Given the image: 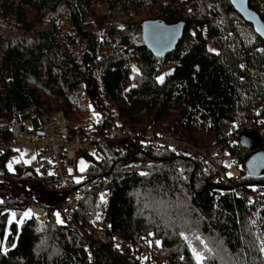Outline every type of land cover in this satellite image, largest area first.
Returning a JSON list of instances; mask_svg holds the SVG:
<instances>
[{"label": "trees", "instance_id": "1", "mask_svg": "<svg viewBox=\"0 0 264 264\" xmlns=\"http://www.w3.org/2000/svg\"><path fill=\"white\" fill-rule=\"evenodd\" d=\"M248 6L264 23V0ZM148 20L186 23L172 54L157 58L142 44L140 27ZM261 49L264 40L229 0H0V121L11 119L15 108L35 106L49 117L82 122L93 109L98 129L118 121L143 135L170 132L218 152L213 159L221 165L232 127L247 126L264 101ZM240 133L229 157L246 171L252 152L240 146ZM2 135L8 137L0 129ZM261 142L264 149V134ZM99 149L101 162L78 156L88 168L80 173L77 163L84 180L76 192L84 197L70 218L73 188H56L48 172L39 175L23 164L9 172L13 155L0 151V180L12 194L0 203V246L6 249L0 264H195L182 230L193 247L203 250L194 239L199 235L220 252L207 264H264V174L250 179L243 171L237 186L244 196L236 197L213 183L214 169L203 172L186 154L127 141ZM253 187L260 198L248 203ZM38 199L51 203L44 206V223H18ZM13 212L17 221L10 224ZM143 248L150 253L141 259L136 253Z\"/></svg>", "mask_w": 264, "mask_h": 264}, {"label": "built area", "instance_id": "2", "mask_svg": "<svg viewBox=\"0 0 264 264\" xmlns=\"http://www.w3.org/2000/svg\"><path fill=\"white\" fill-rule=\"evenodd\" d=\"M264 101L256 108L247 126L245 127H232L228 139L225 144H222L223 152L227 155L221 165H218L213 158L218 157V152H207L200 150L195 146H191L185 141L177 140L170 132L165 134H146L143 132H133L127 126L118 121L111 122L107 129L101 130L96 127L97 121L83 120L82 122L68 121L63 124L59 123L57 118L49 117L45 112L38 110L37 107H30L23 112L12 110L11 119H2L0 121V129L8 134V137L3 135L0 137V151L11 152L12 158L18 160L19 164H23V159L20 158V152L25 147L34 148L38 162L34 166L43 173L44 171L52 173L50 175L55 183L56 188L64 191H70L68 203L70 204V212L76 210V204L84 197V193L76 192L77 186L73 182L76 175V168L78 163V156L86 154L93 159L95 163L101 162L104 159L100 151V145L111 142H130L136 145H141L144 148L157 147L159 149H170L174 154H186L193 160L199 162L203 172H209V168L214 169V177H212L215 185H225L230 193L236 197L244 196L242 189L237 186L242 180V173L244 166L238 158L229 157V150L234 147L237 142L238 133L254 132L258 137L264 134V119H258V116L263 113ZM34 117L37 118H33ZM31 125L32 129L28 126ZM240 133V134H241ZM225 146V147H224ZM231 165V167H226ZM72 169L71 175L68 169ZM144 172V171H142ZM231 172L232 176L229 177L227 173ZM141 173V172H140ZM145 173V172H144ZM94 187H99L100 182L94 183ZM105 185V183H102ZM92 188V187H91ZM103 194V193H101ZM100 194V196H101ZM105 196L107 192L104 191ZM80 199H77V197ZM259 194L254 191L249 196L247 202L252 200H259ZM31 210L35 221L42 224L47 217L45 211H39L36 207L31 206ZM119 239H117V242ZM150 252L146 249L137 251L138 257H146ZM152 254V253H151ZM155 256V255H154ZM154 256H151V263L154 262Z\"/></svg>", "mask_w": 264, "mask_h": 264}, {"label": "water", "instance_id": "3", "mask_svg": "<svg viewBox=\"0 0 264 264\" xmlns=\"http://www.w3.org/2000/svg\"><path fill=\"white\" fill-rule=\"evenodd\" d=\"M235 12L243 18V21L254 29V34L264 40V23L260 16L249 9V0H229ZM186 23L177 21L167 24L164 20H148L141 24L142 44L154 57L163 58L172 54L180 44L185 34ZM259 29V31H258ZM157 33L156 38L153 33ZM240 146L251 151V156L246 160V176L248 178L261 179L264 174V149L261 138L254 132L239 134Z\"/></svg>", "mask_w": 264, "mask_h": 264}, {"label": "snow or ice", "instance_id": "4", "mask_svg": "<svg viewBox=\"0 0 264 264\" xmlns=\"http://www.w3.org/2000/svg\"><path fill=\"white\" fill-rule=\"evenodd\" d=\"M258 31H259V29H258ZM193 35H195V33H193ZM157 36H158V34L154 32L153 33V37L156 38ZM210 51H214V50L210 49ZM258 51H264V49H261V50H258ZM133 72L136 73L137 75H139V72H138V70L136 69L135 66H133ZM164 79H165V76L161 75V76L157 77V82L162 84L164 82ZM132 87L134 88V87H136V85L134 84ZM125 91H128V90L126 89ZM94 119H96V121L99 122V114L98 113H94ZM14 162L18 163L19 161H14ZM25 163H28V161H25ZM7 167H8L9 171H12V164L11 163ZM226 167H231V165H226ZM87 168H88V165L86 164V162L83 159H81L79 161V163H78V171L80 173H84L87 170ZM68 171H69V174L71 175L72 169L69 168ZM139 174L141 176L148 175V173H144V172H141ZM49 175H52V173H49ZM227 175L229 177H231L232 173L229 172V173H227ZM83 180H84L83 175H81L80 177H74L73 178V182L76 183V184H81L83 182ZM252 190L255 191L256 189L253 187ZM77 199H80V197L78 196ZM100 202L101 203H106L105 194H101ZM0 203H3V200H0ZM54 215L56 217V223L57 224H63L64 223V221L61 219V216H60L59 212L54 213ZM32 216H33V213L31 212V210H27V211L22 213V215L19 217V220L17 221L16 213L13 212L9 216V223L11 224L13 221H17L18 223L23 224L25 220L31 218ZM96 219L97 220L100 219V214L99 213L96 214ZM166 226H171V225L166 222ZM149 235L152 236V235H155V234L154 233H149ZM178 235L180 236V238L185 240V242H188V247L191 250L192 255H193L194 259H195V264H207V262L209 260L215 259V258L220 256V252L215 250V249H213V248H210L208 246V244L205 243V240L202 239L199 235H196L194 237V239L199 242V245L203 246V250H200L197 247H193V245L189 242V237L185 235V232L183 230L180 231L178 233ZM5 238H7V233H5ZM148 243H149V246H152L153 241H148ZM154 243H155V245L157 247L161 246V241H159V240L154 241ZM12 247H15L14 243L12 244ZM116 247L119 248V245H117ZM259 251L261 252V254H264V245L260 246ZM0 252H6V249H3L2 246H0ZM181 259H183V257H181Z\"/></svg>", "mask_w": 264, "mask_h": 264}, {"label": "rangeland", "instance_id": "5", "mask_svg": "<svg viewBox=\"0 0 264 264\" xmlns=\"http://www.w3.org/2000/svg\"><path fill=\"white\" fill-rule=\"evenodd\" d=\"M94 113H95V111L93 110V109H89V113H88V118H87V120L88 121H93L94 120ZM97 113V112H96ZM32 117L33 118H37V117H34L33 115H32ZM57 118H58V120H59V123L60 124H63L64 123V120L63 119H61V118H59V116H57ZM86 120V119H85ZM31 129H32V127H31V125H28ZM35 149L34 148H32V147H30V146H28V147H25L24 148V150L23 151H21L20 152V158L21 159H23V166L25 167V168H32L33 169V171L35 172V173H38L39 175H43L42 173H40V171L34 166V164H37V162H38V159H37V154H36V152L34 151ZM200 150H204V149H200ZM204 151H207L208 152V150H204ZM34 157V158H33ZM14 161H18V160H16L15 158H11L10 159V162L8 163V165L11 163L12 164V171H9L8 170V167H7V170L9 171V172H13V166H15V162ZM25 161H28V163H25ZM7 165V166H8ZM244 171H245V169H244ZM243 174V173H242ZM0 200H3L5 197L7 198V195H10V196H12V194H10L11 192H8L9 190H10V185H5V184H2V179L0 180ZM33 188V185H29V189H32ZM40 199H42V198H40ZM40 199H38L37 201H38V203H36V204H33L32 206H34V207H36L39 211H45V207L44 206H46V205H51V203L49 204V202L50 201H48V200H46L45 202H44V200H40ZM31 207V206H30ZM49 207V206H48ZM46 212V211H45ZM47 216H48V214H47ZM30 219V218H29ZM46 219H47V217H46ZM45 221V220H44ZM44 223V222H43ZM42 223V224H43ZM153 252V251H152ZM152 255L154 256V252L152 253Z\"/></svg>", "mask_w": 264, "mask_h": 264}]
</instances>
